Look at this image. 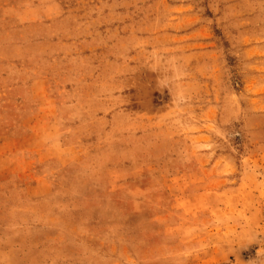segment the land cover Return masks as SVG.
<instances>
[{
	"label": "rangeland",
	"instance_id": "rangeland-1",
	"mask_svg": "<svg viewBox=\"0 0 264 264\" xmlns=\"http://www.w3.org/2000/svg\"><path fill=\"white\" fill-rule=\"evenodd\" d=\"M0 264H264V0H0Z\"/></svg>",
	"mask_w": 264,
	"mask_h": 264
}]
</instances>
